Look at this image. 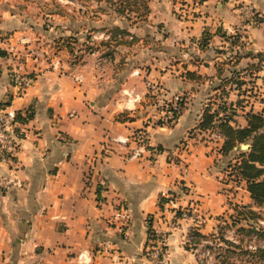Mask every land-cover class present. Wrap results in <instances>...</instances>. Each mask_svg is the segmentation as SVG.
Instances as JSON below:
<instances>
[{"label":"crops","instance_id":"1","mask_svg":"<svg viewBox=\"0 0 264 264\" xmlns=\"http://www.w3.org/2000/svg\"><path fill=\"white\" fill-rule=\"evenodd\" d=\"M57 2L0 0V103L32 113L15 161L0 159V178L22 183L0 185V264H79L83 249L91 251L85 264H153L149 228L165 234L167 264H199L184 237L193 225L214 230V216L238 193L220 180L233 156L220 151L222 135L198 123L207 106L222 113L214 101L228 100L223 87L232 73L245 79L255 71L264 0H147L137 21L90 15L82 0H65L73 4L67 9ZM240 3L253 7L256 21L244 19ZM113 26L124 30L109 39L114 57L97 62V71V52L80 62L82 53L68 50L66 42L85 51L90 27ZM15 70L33 78L21 91ZM124 88L141 101L126 104ZM176 94L183 106L166 122L162 110ZM142 128L149 146L131 157L138 141L114 137ZM118 204L129 213L124 232L112 218ZM189 206L196 223L176 213Z\"/></svg>","mask_w":264,"mask_h":264},{"label":"trees","instance_id":"2","mask_svg":"<svg viewBox=\"0 0 264 264\" xmlns=\"http://www.w3.org/2000/svg\"><path fill=\"white\" fill-rule=\"evenodd\" d=\"M98 2L101 0H97ZM110 8V11L117 16H123L127 20L137 21L145 17L148 12L147 0H105ZM104 28V27H103ZM124 30L119 26H113L108 29L111 33V39L114 35ZM86 36V35H85ZM233 42H238L240 36L231 34ZM71 36H64V39L70 40ZM104 41V40H101ZM109 41V40H107ZM85 48L93 50L95 41H91L90 35L85 37ZM68 50L73 52V48L70 42H66ZM6 54V51L0 49V55ZM249 55L252 53H248ZM260 51L253 53L252 56L257 58V62L261 60ZM105 55H110L107 51ZM257 62L255 64H257ZM189 74H193L190 72ZM183 100H180L181 107L183 106ZM219 107V106H218ZM223 111V114H219L217 109H211L206 107L201 115L198 127L200 129H211L220 133L223 137V142L220 147V151L224 154H232L233 156L229 160L234 159L233 167L238 177L245 181L246 189L249 192L252 199V206L264 207V115L257 111H247L245 113V124L235 126L231 122L229 107L221 106L218 108ZM229 111V112H228ZM180 112V111H179ZM179 113H177L178 115ZM31 112L28 113L30 117ZM250 140L249 147L244 150L240 148V144L246 139ZM230 162H228L229 164ZM251 205L242 206L237 210L236 215H230L231 219L235 223L237 220L241 223L237 229L239 232H244L250 237L255 235L258 240H261L260 246L255 248L242 247L234 240L227 238L220 231L203 233L198 227H191L189 229L190 240L185 243V247L196 248L198 245L203 244L207 246L208 252H213L216 258L219 260V264H230L231 256L241 255L244 257L257 256L260 258V264H264V225H256L255 219L262 216V212H254L251 209ZM177 214H181V211L177 210ZM243 221V222H242ZM153 230L149 228V237H153ZM203 239H207L210 243H203ZM199 264H209L206 258H197ZM249 260V259H248ZM247 261V259H246ZM247 264V263H244Z\"/></svg>","mask_w":264,"mask_h":264},{"label":"rangeland","instance_id":"3","mask_svg":"<svg viewBox=\"0 0 264 264\" xmlns=\"http://www.w3.org/2000/svg\"><path fill=\"white\" fill-rule=\"evenodd\" d=\"M57 1L58 4H56V6L59 5L58 7H62L63 9H67V5H73L72 3H65L64 2L65 0H62V2H60L59 0ZM82 5L83 6L86 5V11L88 13H91L90 15H95L94 13L101 12L108 15L107 17L112 16L111 14L112 12L110 11V8L105 0H101L99 2L97 0H82ZM74 7H77V5H74ZM95 29H97V27H90L86 36H89L90 32L92 33L93 31H95ZM86 36H84L83 38L85 39ZM78 41L79 40H77V45L80 46ZM107 43H113V42L107 40L104 41L95 40L93 47H96L95 49L98 50L97 51L98 55H101V53H107V51L110 52L109 56L112 59L114 57V54L112 53L111 46ZM86 44L90 45L85 42L84 45L80 46L82 49L85 50L84 52H80L78 47H75L76 51L73 50V54L75 57H78L79 53H82V55L78 58L80 62H83L84 55L91 53L89 49L85 48ZM103 44H105L104 47H102ZM260 53H261L260 62L258 61L257 64H253L251 68L254 69L255 71L250 69L247 70L245 73V77H246L245 79L239 78V73L237 72L231 74L232 76H230L229 79L231 80L230 84L227 83L226 87H223V91H224L223 94L225 93L228 94V100L226 98H223L222 96L218 99V101H214V103L217 104V106H219L218 108H220L221 105V106H225L226 108L229 107V109H234L228 112L230 113L229 115H231V121L234 123L235 126L241 125L243 123L244 113L249 110L257 111L264 115V51H260ZM85 60L88 61V57ZM94 61H93L94 62L93 70L97 71V66H96L98 62L97 55L94 57ZM257 70H258V74L256 73ZM221 112L223 114V111ZM242 143H248L250 145V140L247 138ZM240 148L244 150L247 149L241 146ZM228 162L230 163L229 164L226 163V166L224 168L226 170L223 173V176H221L220 180L223 185L225 183H229V185L225 186V189L227 191L238 193L237 194L238 196H236V200L234 196H231L232 199L231 201H229V207H230L229 211H226L225 214L223 215L217 214L214 216L215 229L207 233L220 231L227 238L231 239L232 237L233 239H235L234 241L236 243H239L242 247L255 248V246L256 247H258V245L260 246L261 240H258V237H256L255 235L250 237L244 232H239L237 227L241 222L237 220L234 223L233 219H231L230 216L231 214L236 215L237 210L243 205L244 206L251 205L252 199L250 198L248 190L247 189L245 190V186H246L245 181L240 179L236 174V171H234V167H233L234 159L228 160ZM251 209L256 213L262 212L263 215L255 219V224L258 226L264 225V207H257L255 205L253 206L251 205ZM184 239H185L184 240V244H185L187 238L184 237ZM202 241L203 243H210V241L207 239H203ZM208 249L209 248L207 246L200 244L198 245V247L190 248L189 250L192 253H194L197 258H202V259L206 258L209 264H219V260L216 258L215 253L208 252ZM244 263L260 264V258L257 256V254L256 256L253 255V257L250 256L247 258L241 255L231 256L230 264H244Z\"/></svg>","mask_w":264,"mask_h":264},{"label":"built area","instance_id":"4","mask_svg":"<svg viewBox=\"0 0 264 264\" xmlns=\"http://www.w3.org/2000/svg\"><path fill=\"white\" fill-rule=\"evenodd\" d=\"M240 13L243 15L244 19L250 21L257 20V13L254 11L253 7L248 3H240L238 5ZM111 33L105 30L96 29L92 33H90L91 41L95 40H109L111 38ZM97 49L90 50L93 54L97 52ZM98 56V62L107 57L105 53H101ZM134 73H138V70H133ZM13 86L17 91L23 90L32 82V76L28 73L21 72L19 70H15L12 74ZM122 93L125 96V103H134L141 101L142 97L139 92L133 90L132 88H124ZM181 96L176 94L171 98L170 101L165 103V106L162 110L161 117L167 122L173 121L177 113H179L181 109L180 104ZM29 111H14L9 109L4 103H0V159L5 162L13 163L15 161L16 153L19 148V141L22 135L25 133V123L28 121ZM222 114V113H221ZM216 134V133H214ZM114 140L120 143H127L128 141H138V144L132 148L131 157H135L139 155L140 152L149 146V136L147 129H138L130 135H117L114 137ZM140 142V143H139ZM153 153L157 152V148L153 146ZM15 184L20 186L21 181L14 177H2L0 178V185L6 186L7 184ZM182 217H188L192 219L193 222H197L199 220V216L197 215V209L195 206H189L187 208L181 209ZM113 221L115 222V226L117 227V231L124 232L125 226L129 219V213L127 209L122 204H118L117 207L113 209L112 213ZM191 227H197L193 225ZM156 235L155 238L149 243L147 248V256L149 260L153 264H167V249H166V237L164 233H158L154 231ZM189 231L186 236V240H190ZM232 240H235L231 237ZM186 241V242H187ZM91 258V251L88 249H83L76 254V260L79 264L87 263Z\"/></svg>","mask_w":264,"mask_h":264},{"label":"water","instance_id":"5","mask_svg":"<svg viewBox=\"0 0 264 264\" xmlns=\"http://www.w3.org/2000/svg\"><path fill=\"white\" fill-rule=\"evenodd\" d=\"M240 146L244 147V148H247L249 146V144L248 143H241Z\"/></svg>","mask_w":264,"mask_h":264}]
</instances>
